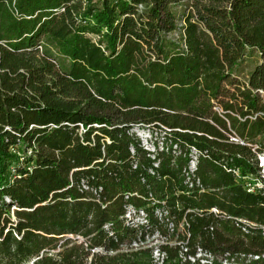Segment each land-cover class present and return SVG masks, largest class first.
Wrapping results in <instances>:
<instances>
[{"label": "trees", "instance_id": "16d2710c", "mask_svg": "<svg viewBox=\"0 0 264 264\" xmlns=\"http://www.w3.org/2000/svg\"><path fill=\"white\" fill-rule=\"evenodd\" d=\"M261 153L264 0H0V264H264Z\"/></svg>", "mask_w": 264, "mask_h": 264}, {"label": "built area", "instance_id": "2783aa9c", "mask_svg": "<svg viewBox=\"0 0 264 264\" xmlns=\"http://www.w3.org/2000/svg\"><path fill=\"white\" fill-rule=\"evenodd\" d=\"M232 140H237L236 137H231ZM141 146L148 150V151H154V148L153 145L148 141V137H147V134H143L142 136V139H141ZM8 152L13 155L16 159V163L17 164H25V160H26V155H30L31 154V150L28 149L27 147H22V144L20 142H17V143H13V144H10L9 147H8ZM258 160H259V165L261 166V175L262 177L264 178V153H261L258 155ZM196 167V154L193 152L192 154V159L190 160V163H189V169L190 171H193ZM27 168L29 169L30 166L27 165ZM9 170L11 171V173L15 170L14 168V165L11 164L9 166ZM261 182L259 181H256V183L252 184V185H249V190H252L254 189L255 187L257 186H261ZM130 210L132 211V214H133V210H132V207L131 206H127V211H126V214L125 216L126 217H130L129 215L131 214L130 213ZM214 212H216L217 210L215 208L212 209ZM13 211V208H11V213ZM166 212H161V211H158L157 212V215L158 217H161L163 215H165ZM139 215L141 216V218H137L139 219L140 221L138 222H142L143 219H142V216L144 215L143 211L142 210H139ZM244 229V228H242ZM166 238L164 237V240ZM162 240V242L164 241ZM171 243V242H170ZM132 245L136 246L137 243H132ZM93 250H96V251H101V248H95ZM153 260H154V263L155 264H161L163 259L165 258V252H163L162 250H160L158 247H154L153 249ZM180 257L182 259V261H187V262H190V263H196V262H199L200 264H211L212 261L214 260V256L208 252V251H205L203 250L201 247L197 246L194 250L193 253L191 252H188V249L187 247H182V251L180 253ZM254 258H257V256H254ZM221 262L222 264H234L231 260L227 259V258H222L221 259Z\"/></svg>", "mask_w": 264, "mask_h": 264}, {"label": "rangeland", "instance_id": "374dc122", "mask_svg": "<svg viewBox=\"0 0 264 264\" xmlns=\"http://www.w3.org/2000/svg\"><path fill=\"white\" fill-rule=\"evenodd\" d=\"M182 9H183V5L180 4L177 6V10L178 12H182ZM182 20H180V24H182ZM169 36H175V33L173 32H169L168 34ZM259 59V55L256 51H253L251 53L248 54L247 57H245V61H244V64L246 65L245 67V71L249 70L254 64L256 61H258ZM264 175V174H263ZM130 217L132 216V211L130 210ZM135 220H138L140 221L139 219H135ZM146 240L149 244H159L160 242H162V240H164V236H161L158 232H155L153 235H149V236H146ZM171 243H174V239H171L170 240ZM157 247V245L155 246V248Z\"/></svg>", "mask_w": 264, "mask_h": 264}]
</instances>
